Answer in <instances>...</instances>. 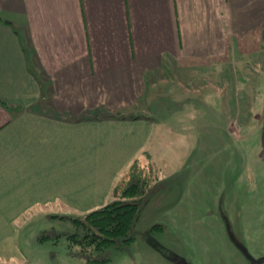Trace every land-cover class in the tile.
Wrapping results in <instances>:
<instances>
[{
  "label": "crops",
  "instance_id": "1",
  "mask_svg": "<svg viewBox=\"0 0 264 264\" xmlns=\"http://www.w3.org/2000/svg\"><path fill=\"white\" fill-rule=\"evenodd\" d=\"M263 29L264 0H0V264L20 255L37 191L52 210H96L125 177L113 164L126 175L164 153L176 126L159 128L149 95L167 75L200 94L222 86L246 130L244 57Z\"/></svg>",
  "mask_w": 264,
  "mask_h": 264
},
{
  "label": "rangeland",
  "instance_id": "2",
  "mask_svg": "<svg viewBox=\"0 0 264 264\" xmlns=\"http://www.w3.org/2000/svg\"><path fill=\"white\" fill-rule=\"evenodd\" d=\"M261 44L253 56L244 57L251 60L241 75L246 94L243 132L237 120L231 127L232 111L227 98L216 93L223 92L216 82L215 92L207 89L200 94L198 84L185 85L175 75H167L168 84L156 93L150 91L151 103L159 111L162 108L153 115L159 128L176 127L165 130L166 143L160 148L164 153L153 159L156 164L145 156L141 157L144 167L138 164L143 170L133 181L149 178L151 191L134 228L136 240L126 248L95 252L93 256L109 258L103 264H264V29ZM232 67L234 75L242 71ZM78 167L83 164L76 163L73 169ZM113 168L121 179L125 176L118 184L123 188L131 168L126 175L118 163ZM41 194L37 191L30 203H22L26 207L16 234L20 255L7 261L89 264L84 257L71 255L64 233L73 232L74 226L62 217L90 211L52 210L55 204L39 200ZM43 232L63 237L57 243L42 242Z\"/></svg>",
  "mask_w": 264,
  "mask_h": 264
},
{
  "label": "trees",
  "instance_id": "3",
  "mask_svg": "<svg viewBox=\"0 0 264 264\" xmlns=\"http://www.w3.org/2000/svg\"><path fill=\"white\" fill-rule=\"evenodd\" d=\"M247 67L245 70H248ZM236 117L235 114L231 116L232 120ZM237 119L239 123L245 125L243 114ZM140 169L137 163L131 167L125 186L123 188L117 186L113 192L114 200L105 206L84 216L62 217L70 220L74 226L73 232L64 233L72 256H82L89 264H103L107 263L109 258L93 256L95 252H105L113 246L126 248L136 240L134 228L151 191L149 178L133 181L136 176H140L137 173L143 170ZM61 237L63 234L43 232L39 240L42 242L54 240L57 243Z\"/></svg>",
  "mask_w": 264,
  "mask_h": 264
},
{
  "label": "water",
  "instance_id": "4",
  "mask_svg": "<svg viewBox=\"0 0 264 264\" xmlns=\"http://www.w3.org/2000/svg\"><path fill=\"white\" fill-rule=\"evenodd\" d=\"M262 147H263V154H262V156L264 157V127H263V131H262Z\"/></svg>",
  "mask_w": 264,
  "mask_h": 264
}]
</instances>
